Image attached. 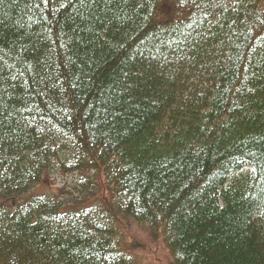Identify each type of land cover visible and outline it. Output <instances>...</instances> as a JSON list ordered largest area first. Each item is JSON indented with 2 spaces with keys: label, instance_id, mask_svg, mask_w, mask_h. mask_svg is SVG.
I'll use <instances>...</instances> for the list:
<instances>
[{
  "label": "trees",
  "instance_id": "trees-1",
  "mask_svg": "<svg viewBox=\"0 0 264 264\" xmlns=\"http://www.w3.org/2000/svg\"><path fill=\"white\" fill-rule=\"evenodd\" d=\"M160 244L264 264V0H0V264Z\"/></svg>",
  "mask_w": 264,
  "mask_h": 264
},
{
  "label": "rangeland",
  "instance_id": "rangeland-1",
  "mask_svg": "<svg viewBox=\"0 0 264 264\" xmlns=\"http://www.w3.org/2000/svg\"><path fill=\"white\" fill-rule=\"evenodd\" d=\"M90 180L86 179V177H83L82 179L83 185L88 186V183ZM43 183H45L44 186L46 187L45 189L47 191L55 195L58 194L60 197L62 196L64 200L65 199H77V200L80 199V197L76 195L77 192L73 191V187L76 186L77 184V177L71 175L70 173L62 174L57 170L51 171V173L46 175ZM89 189L90 190L93 189L91 185L88 187V190ZM46 190H44V192H47ZM92 192H95V189ZM95 196L99 197L98 194ZM79 201H83V200H79ZM78 209L79 207H75V210H78ZM135 231L142 233L144 231V228H142L141 226H136ZM144 241L148 242V239L144 238ZM148 260H149V264H170L167 253L165 252L162 244L159 245L156 255L150 256Z\"/></svg>",
  "mask_w": 264,
  "mask_h": 264
}]
</instances>
